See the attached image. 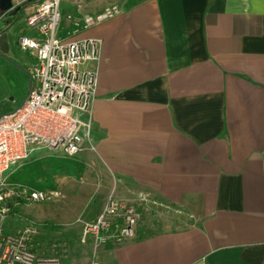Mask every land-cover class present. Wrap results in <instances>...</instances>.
<instances>
[{"label": "crops", "instance_id": "1", "mask_svg": "<svg viewBox=\"0 0 264 264\" xmlns=\"http://www.w3.org/2000/svg\"><path fill=\"white\" fill-rule=\"evenodd\" d=\"M110 5L122 12L73 33L69 14ZM61 9L63 38L102 40L100 58L82 66L98 79L95 149L78 155L94 175L80 177V192L94 187L84 209L95 220L113 195L142 216L134 238L97 259L264 264V0H64ZM32 34L25 23L16 44Z\"/></svg>", "mask_w": 264, "mask_h": 264}, {"label": "built area", "instance_id": "2", "mask_svg": "<svg viewBox=\"0 0 264 264\" xmlns=\"http://www.w3.org/2000/svg\"><path fill=\"white\" fill-rule=\"evenodd\" d=\"M63 1L35 4L25 19L35 34L21 35L17 40L20 52L33 60L29 72L32 87L21 106L0 117V264H62L58 255L39 254L31 247L30 229L14 234L4 231L11 199L49 202L62 197V193L10 183L4 173L11 165L21 166L32 159L36 151L73 158L88 148L95 149L91 144V114L98 79L94 71L82 66L100 58L102 40L63 38ZM121 12L118 5H110L93 15L69 14L67 19L73 33L78 34ZM83 113L89 114V120L82 119ZM140 219L141 212L134 205L110 196L97 219L83 225L82 240H93L91 264H103L97 259L101 247L134 238Z\"/></svg>", "mask_w": 264, "mask_h": 264}, {"label": "rangeland", "instance_id": "3", "mask_svg": "<svg viewBox=\"0 0 264 264\" xmlns=\"http://www.w3.org/2000/svg\"><path fill=\"white\" fill-rule=\"evenodd\" d=\"M25 1L27 0H14V4L20 6ZM25 9L16 20L14 19L15 21L13 20L15 34H12L13 36L9 39L10 51L6 57L0 49V117L19 107L27 97L30 88L31 67L27 56L20 55L16 44V37L25 26L27 14ZM11 17L0 15V29ZM54 157L68 160L70 163L65 171L51 173L53 187H46L43 190L57 189L62 193V197L49 202H26L11 199V214L4 222V231L14 234L30 229L31 247L39 254L58 255L62 264H91L94 250L93 240L88 239L84 242L82 230L86 222H93L97 218L91 219L84 209L90 204L91 191L94 187L87 184L83 192L79 191L80 177L90 178L93 175L90 170L87 171L82 166L86 163L85 159L81 156L67 158L59 153L36 151L32 159L21 166V163L11 165L4 176L8 177L10 183L20 185L14 180V176L22 170L25 164H30L36 159L46 161ZM39 181L46 183L43 179ZM96 200L97 198H94V201Z\"/></svg>", "mask_w": 264, "mask_h": 264}, {"label": "trees", "instance_id": "4", "mask_svg": "<svg viewBox=\"0 0 264 264\" xmlns=\"http://www.w3.org/2000/svg\"><path fill=\"white\" fill-rule=\"evenodd\" d=\"M42 0H27L20 5L21 8H26L29 5L38 3ZM16 16H13V20ZM11 23V22H10ZM68 160L60 158H49L48 160H34L30 164H25L21 171L15 174L14 180L24 187L32 189H45L46 187H53V178L51 173H59L65 171ZM45 180L46 183H42L39 180Z\"/></svg>", "mask_w": 264, "mask_h": 264}, {"label": "water", "instance_id": "5", "mask_svg": "<svg viewBox=\"0 0 264 264\" xmlns=\"http://www.w3.org/2000/svg\"><path fill=\"white\" fill-rule=\"evenodd\" d=\"M24 9L25 8H21L19 5L14 4V0H0V15H2V16L10 15L12 17L16 16V18H17L18 16H20L22 14ZM16 18H15V20H16ZM14 21L11 23L9 21H6V24H7L6 28L4 30L0 31V49L2 50V54L4 57H6L10 51L9 39L13 35L9 30H10L11 26L14 24ZM31 87H32V81L30 80L29 92L31 90ZM29 92H28V94H29ZM26 98H25V100H26ZM25 100L22 102V104L25 102Z\"/></svg>", "mask_w": 264, "mask_h": 264}]
</instances>
